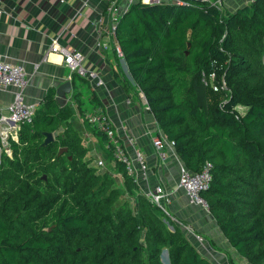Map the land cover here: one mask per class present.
Wrapping results in <instances>:
<instances>
[{"label":"trees","instance_id":"16d2710c","mask_svg":"<svg viewBox=\"0 0 264 264\" xmlns=\"http://www.w3.org/2000/svg\"><path fill=\"white\" fill-rule=\"evenodd\" d=\"M114 36L132 83L121 70L113 78L132 99L144 95L187 169L209 164L210 184L201 191L209 212L239 255L264 264V0L234 11L212 0L134 3ZM213 69L226 89L203 83ZM80 114L122 173L128 197L86 158L67 121L70 107L47 93L32 122L8 138L10 153L0 152V264H215L148 200L107 136ZM43 132L55 136L46 146Z\"/></svg>","mask_w":264,"mask_h":264},{"label":"crops","instance_id":"0c3cea01","mask_svg":"<svg viewBox=\"0 0 264 264\" xmlns=\"http://www.w3.org/2000/svg\"><path fill=\"white\" fill-rule=\"evenodd\" d=\"M250 1L221 0V5L234 11ZM109 5L110 0H0V58L24 66L28 77L24 98L36 108L47 93L52 92L55 96V87L66 80H70L72 86L65 95L64 105H73L72 100L76 98L73 94L78 92L87 101L86 105L91 106L87 98L90 101L92 89L102 102V110L126 150L132 154L136 149L144 154L147 178L145 180L139 176L140 190L161 185L170 194V218L183 227L190 241L213 263L250 264L230 245L209 210L190 203L178 188L179 168L183 163L174 147L162 135L165 155L164 158L159 156L151 144L152 137L161 134L154 116L144 101L137 95V98H130L113 78V70H121L127 79L129 75L124 60L118 59L113 51L115 39L110 33L113 20ZM98 34L100 37H97ZM56 37L60 47L84 54V67L94 71L103 81L102 85H95L85 77L72 81L71 73L63 62V54L49 51L50 43ZM12 97V89L0 90L1 115L7 114ZM128 98L129 103L126 102ZM3 125L13 126V122L8 121ZM89 130L87 128L89 134L96 137ZM130 137L132 143L128 142ZM99 145L98 140L96 146L87 151L92 159L91 164L94 165L93 161L99 159L104 160L105 164L113 163L109 162L106 152ZM196 235L201 236L202 240H197Z\"/></svg>","mask_w":264,"mask_h":264},{"label":"built area","instance_id":"2783aa9c","mask_svg":"<svg viewBox=\"0 0 264 264\" xmlns=\"http://www.w3.org/2000/svg\"><path fill=\"white\" fill-rule=\"evenodd\" d=\"M134 3H172L181 5L184 3V0H110L109 10L113 20L110 33L114 39V31L118 17L123 11H126ZM212 4L220 7L221 0L212 1ZM97 37H100V34H98ZM99 45L100 43L98 42L97 46ZM49 51H58L63 54V62L68 67L71 74L76 73L81 77L89 79L93 84L98 86L103 84V81L94 71L88 70L84 67L83 63L85 56L81 51L69 52L65 50L58 45L57 37L52 39L49 46ZM113 51L118 59L123 60L122 50L116 40ZM202 81L204 84L210 85L214 91L226 89V80L224 75L218 78L215 69H213L208 74L203 73ZM27 85L28 77L24 66L0 58V90H13L12 101L7 106V114H0V147L8 154L10 153L8 148V138H16V133L20 125L22 123H31L36 110V106L34 104H30L25 101L24 90ZM129 97L131 98V96ZM138 97L144 101L145 106L148 109L144 95L139 92ZM130 98H128L126 102L129 103ZM85 117L92 126L98 128L107 136L108 140L114 147L115 157L124 163L125 171L128 175L133 177V180L136 182V184H139V176L146 180V162L143 152L134 149L133 153L130 154L129 151L126 150V146L116 136L114 129L110 127V121L108 120L106 114L100 113L99 108H97L96 111L91 115L85 114ZM8 121L13 122V126L3 125V123ZM160 133L161 134L152 137L151 144L156 149L159 156L164 158L165 140L162 138L163 133L161 131ZM166 140L170 146L174 147L173 141H169L167 138ZM128 142L132 143L133 139L131 137L128 138ZM93 162L97 168H102L105 165L104 160L102 159L94 160ZM209 168V164L206 163L199 171L192 172L184 165H181L177 180L178 188L184 192L189 202L203 207L206 210H208V205L202 197L201 191L209 187L211 180ZM142 193L151 203L160 207L168 216L171 217L168 210L170 194H168L161 185L157 184L152 188L142 191ZM195 238L199 241L202 240L201 236L199 235H196Z\"/></svg>","mask_w":264,"mask_h":264},{"label":"rangeland","instance_id":"374dc122","mask_svg":"<svg viewBox=\"0 0 264 264\" xmlns=\"http://www.w3.org/2000/svg\"><path fill=\"white\" fill-rule=\"evenodd\" d=\"M219 8L224 9V7L222 5ZM263 59H264V55H263ZM222 75H224V74H221L220 77ZM224 78H225V76H224ZM128 80L131 82L129 77H128ZM87 100H88L89 104H91V106L88 104L86 105L87 101L83 100L81 95L79 94L78 97L73 98V100H72L73 105L69 106L67 104V106H69L71 111H72V115L69 116L67 121H70V123L72 124V127L79 134V136L81 138L82 145L88 151L89 149L91 150L94 148V146H96V143H98V140H97V137H94L92 134H89V132L87 131V128L84 125L83 116L81 118L80 113H82V112H84L86 115L87 114L91 115L96 111V108L93 105L94 103L91 101V98H90V101L88 98H87ZM66 123L67 122L65 121L63 126ZM100 145H101L102 151L105 153L106 150H104L103 144L100 143ZM86 158H89L88 155H86ZM109 162L111 163L110 160H109ZM91 163H92V161H91ZM94 166H95V164H94ZM97 171L98 172L100 171V173H103V172L111 173L114 180H115L114 186L117 187L121 193V199L128 197V194H127V192H125V189H124V183L122 180V173L115 169V163L105 164L102 168H97ZM160 257H161V260L163 263H168V255H167L166 249L162 250Z\"/></svg>","mask_w":264,"mask_h":264},{"label":"water","instance_id":"95a60500","mask_svg":"<svg viewBox=\"0 0 264 264\" xmlns=\"http://www.w3.org/2000/svg\"><path fill=\"white\" fill-rule=\"evenodd\" d=\"M203 1V0H199ZM190 44L187 43V46ZM72 82L70 80H66L55 87V99L59 106H63L65 104L66 98L65 95L71 91ZM44 140L42 142V146H46L49 142L54 140V133L52 132H43ZM66 148H60L59 152L65 151Z\"/></svg>","mask_w":264,"mask_h":264}]
</instances>
